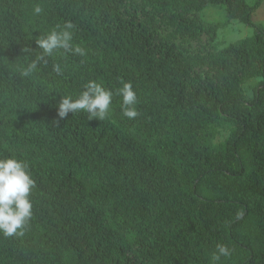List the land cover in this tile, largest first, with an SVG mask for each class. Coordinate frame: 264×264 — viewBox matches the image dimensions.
Wrapping results in <instances>:
<instances>
[{
	"label": "trees",
	"instance_id": "1",
	"mask_svg": "<svg viewBox=\"0 0 264 264\" xmlns=\"http://www.w3.org/2000/svg\"><path fill=\"white\" fill-rule=\"evenodd\" d=\"M210 7L253 36L218 49ZM253 14L247 0H0V264H264Z\"/></svg>",
	"mask_w": 264,
	"mask_h": 264
},
{
	"label": "rangeland",
	"instance_id": "2",
	"mask_svg": "<svg viewBox=\"0 0 264 264\" xmlns=\"http://www.w3.org/2000/svg\"><path fill=\"white\" fill-rule=\"evenodd\" d=\"M248 4L253 7L254 21L257 26L264 29V0H247ZM204 20L208 24H222L221 30L217 33V48L222 49L231 43L238 42L253 36V29L246 25L240 24L237 21H228L225 13L219 7H210L203 12ZM70 63L77 66L75 59H71ZM89 64L84 62L83 68L88 67ZM259 79H251L246 84L242 85V90L247 99L253 97L254 87L259 82ZM230 131L228 128L217 127L215 142L222 143L229 138Z\"/></svg>",
	"mask_w": 264,
	"mask_h": 264
}]
</instances>
